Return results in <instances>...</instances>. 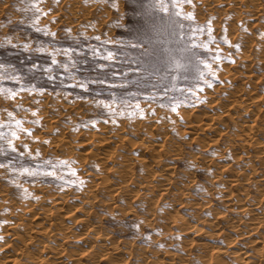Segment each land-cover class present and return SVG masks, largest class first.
<instances>
[{"label":"rangeland","instance_id":"obj_1","mask_svg":"<svg viewBox=\"0 0 264 264\" xmlns=\"http://www.w3.org/2000/svg\"><path fill=\"white\" fill-rule=\"evenodd\" d=\"M163 3L167 12L160 10L157 0H0V65L4 66L0 68V264H9L1 250L8 242L12 248L25 243L29 250L44 255L47 247L41 248V240L49 236L30 231L33 229L28 227L33 226L28 222L31 214L50 208L52 199L58 196L66 201L64 211L71 209L81 216L86 213L87 221L95 224L99 234H108L119 243L116 248H108L106 257L100 259L99 254L106 248L98 245L94 234L90 232L87 238L78 240L73 236L83 231L78 223L69 226L68 231L61 230L63 234L50 236L49 245L59 241L67 253L77 254L80 264H208L197 256L207 250L213 256L209 264H218V252L227 264L245 263L235 253L222 249L227 246L241 247L255 259L254 264H264V256L260 257L250 242V238L264 235V225L250 238L244 236L247 215L230 208L221 198L226 194L223 179L235 171L240 181L229 190L247 192L249 196L257 194V180L264 177L257 144L243 146L244 137L235 123L245 111L241 107L227 109L237 97V89L257 92L264 106V52L256 51L259 43L264 44V13L252 21L249 10L216 0ZM129 24L137 35L150 32L153 24L158 26L151 33L154 38L159 33L154 39L159 47L158 71L142 80L130 74L131 82L120 87V78L111 73L126 71L125 66L139 56L125 44L132 41L125 36ZM49 31L55 33L54 38L45 35ZM26 42L33 48L46 45L49 51L25 50L22 45ZM66 49L72 50L71 59L75 60L67 72L52 65V50H57L55 59L69 63L62 54ZM93 49H99L101 56L94 57ZM107 51L117 55L115 62L102 59ZM246 55L252 60L248 66ZM205 62L211 66L210 71ZM100 63L110 66L99 69ZM34 64L38 66L35 69ZM50 65L54 80L44 72ZM70 77L76 81L107 79L110 83H89L87 89H82L75 87ZM36 82L44 85L35 87ZM101 101L110 104L111 109L103 107ZM213 117L216 120L211 129L205 128ZM258 117L256 126L260 131L262 126L263 132L258 130L256 139L262 141L264 112ZM197 119L201 128L194 131ZM103 135L111 142L104 151L108 155L106 166L94 151L89 155L80 147L89 141L97 146ZM151 139L162 144L154 152L144 150L139 143ZM142 155L151 162L147 160L148 166L135 159ZM130 156L134 159L129 163L125 157ZM224 164L230 167L226 169ZM145 166L150 169L148 174ZM166 166L172 171L164 170ZM252 168L256 172H251ZM124 169L129 170L124 177L128 173L130 177L122 176L120 180L119 171ZM88 173L102 179L94 181L86 176ZM165 177H173L178 185L171 190L161 189ZM135 182L145 188H137ZM110 183H128L131 187L110 193ZM63 213L53 210V228L74 218H58ZM198 217L202 219L201 234H181L182 228L195 223ZM14 232L17 236L13 238L10 234ZM91 243L95 245L89 247ZM24 256L23 261L27 258Z\"/></svg>","mask_w":264,"mask_h":264},{"label":"bare ground","instance_id":"obj_2","mask_svg":"<svg viewBox=\"0 0 264 264\" xmlns=\"http://www.w3.org/2000/svg\"><path fill=\"white\" fill-rule=\"evenodd\" d=\"M216 1H218V2H222V3H225V4H232V5H234V8H235V6L236 7H238V8H241V7H243V8H245V9H247V10H249V13H248V11H246L249 15H250V17L251 18H249V19H251L252 21H256V20H258L259 19V16H260V14H262V13H264L263 11H264V8H262L261 7V4L264 2V0H216ZM202 2V1H201ZM202 3H204V2H202ZM207 3V2H206ZM232 7V6H231ZM235 10V9H234ZM237 12H239L238 10H236ZM260 12H262V13H260ZM58 15V14H57ZM242 15V14H241ZM264 15V14H263ZM262 17V16H261ZM250 22V24H253L251 21H249ZM263 22V21H262ZM232 24V23H231ZM262 24V23H261ZM248 25H249V23H248ZM264 25V24H263ZM262 25V26H263ZM258 26H260L259 25V23H258ZM260 28H262V27H260ZM262 31H263V29H262ZM263 35V34H262ZM245 38H246V36H245ZM262 38H263V36H262ZM264 40V39H263ZM246 41V40H245ZM258 42V41H257ZM238 43V42H237ZM259 43V42H258ZM263 43V42H262ZM257 46V45H256ZM255 48V47H254ZM256 49H258V50H256V51H259V53L260 54H262L261 52H262V50H263V52H264V44H258V46L256 47ZM249 53V52H248ZM244 55V54H243ZM258 55V53H256V56ZM264 54H262V56H263ZM250 56V55H249ZM249 56L247 57V55L245 56L246 57V59H245V61L248 63L247 64V66L249 65V63L252 61L250 58H251V56H250V58H249ZM253 56V55H252ZM259 58L261 57V56H258ZM264 57V56H263ZM263 57H261L262 58V60H263ZM236 58V57H235ZM264 61V60H263ZM237 62V61H236ZM242 62V61H241ZM244 62V61H243ZM261 62V64L263 63L262 61H260ZM260 62H259V64H260ZM260 64V65H261ZM245 66H246V64H245ZM250 68V67H249ZM249 70V69H248ZM248 72V71H247ZM251 72V71H250ZM248 74L249 73H246V76L247 77H251L252 75H249L248 76ZM229 76V75H228ZM257 75H255V77H256ZM231 77V76H230ZM249 77V78H250ZM252 78V77H251ZM247 80H250V79H247ZM253 80H256V78H254ZM230 86V85H229ZM243 88V87H242ZM254 89V88H253ZM252 89V90H253ZM244 90V89H243ZM246 90V89H245ZM247 90H249V89H247ZM241 91V90H238L237 89V93H236V95H237V97L236 98H233V100H231L230 101V105L229 106H227V109H234L235 107H241L242 109H243V111H245L244 113H245V116L243 117V118H240V119H237L236 121H235V123L237 124V128H238V130H239V134L242 136V137H244V139H243V141H242V145L243 146H246V147H248L251 143H256L257 144V154H259V155H257L261 160H262V162L264 163V139L262 140V141H260V140H257L256 138V135L258 134L257 133V131L259 130V127H257L258 126V124H256V118L261 114V112H264V106H262V103H263V99H261L260 98V96L258 97L257 95V92H255V91ZM255 93L257 94V95H255ZM263 98V97H262ZM216 117H213V118H211V121L210 122H208L207 123V127H205V128H210L211 129V126H212V124H213V121H215L216 119H215ZM259 118V117H258ZM198 120V119H197ZM258 120V119H257ZM189 121V120H188ZM187 121V122H188ZM196 121L194 120V123H195ZM192 122H190V124H191ZM187 124V123H186ZM189 124V123H188ZM189 124V125H190ZM118 125V124H117ZM188 125V126H189ZM194 126L192 127V129L194 130V131H196L197 129H200L201 128V126H200V123H199V120H198V123H195V124H193ZM257 125V126H256ZM187 125H186V128L188 127ZM192 126V125H191ZM116 129V128H115ZM261 131L263 132V130H262V126H261ZM90 130V129H89ZM118 130V129H117ZM190 130H191V128H190ZM190 130H187V131H189V132H191ZM113 131V130H112ZM260 130H259V132H261ZM105 132V131H104ZM261 132V133H262ZM87 133V132H86ZM118 133V132H117ZM137 133V132H136ZM194 133V132H193ZM103 134V133H102ZM139 134V133H138ZM109 135V134H108ZM115 135V134H114ZM135 135V134H134ZM101 136V135H100ZM104 136V135H103ZM116 136V135H115ZM127 137V136H126ZM111 138V137H110ZM123 138V137H122ZM62 139V138H61ZM98 139V138H97ZM131 141H132V139L131 138H129ZM52 140V139H51ZM87 140V139H86ZM99 140V139H98ZM140 140V139H139ZM152 140V139H151ZM50 141V140H49ZM58 141V140H57ZM80 141V140H79ZM95 141V140H94ZM128 141V140H127ZM142 141H143V139H142ZM110 142V140H109V136H104V138L103 139H101V141H98V143H97V146H95L94 144H96V143H94V142H92L91 144H89L90 143V141H89V143L88 142H85V143H83V144H81V148H82V150L83 149H87V151H86V153H89V155H90V153L92 152V154H93V151H94V153H95V155H97V156H99V157H97L101 162H102V164H104V166H106V163H107V157H108V155L107 154H105L104 153V151H106V148H108V146H109V144L111 143H109ZM94 143V144H93ZM129 143V142H128ZM139 143H141L142 144V146H143V149L144 150H154L155 151V149H158V147H161L162 146V144H158L157 142H155V141H147V142H140L139 141ZM131 145V144H130ZM67 146V145H66ZM163 146H165V145H163ZM62 147V146H61ZM77 147V146H76ZM79 147V146H78ZM99 149L98 150V152H96L95 150L96 149ZM68 149V148H67ZM113 149V148H112ZM135 149V148H134ZM174 149V148H173ZM69 150V149H68ZM101 150V152H99ZM137 150V149H136ZM175 150H176V148H175ZM174 150V151H175ZM153 151V152H154ZM84 152H85V150H84ZM176 153H177V151H175ZM76 153V152H75ZM83 153V152H82ZM125 153V152H124ZM157 153V156H158V153L159 152H156ZM174 153V152H173ZM78 154V153H77ZM91 154V155H92ZM175 154V153H174ZM84 155V154H83ZM154 155H156L155 153H154ZM160 155V154H159ZM234 156L236 155V154H233ZM238 155V154H237ZM249 155V154H248ZM81 156V155H80ZM94 156V155H93ZM115 156V155H114ZM136 156V155H135ZM153 156V155H152ZM151 156V157H152ZM79 157V156H78ZM123 157V156H122ZM150 157V158H151ZM233 157V156H232ZM95 158V157H94ZM146 158H147V156H146ZM154 158H156V157H153V159ZM235 158H237V157H235ZM125 159H126V161H128L129 163H130V161L132 160L133 161V159H134V157H125ZM135 159H138V160H140L142 163H144V164H148L147 163V160H148V158L147 159H145V157L142 155V156H139V157H137V158H135ZM92 160V159H91ZM121 160H122V158H121ZM76 161H78V160H76ZM98 161V160H97ZM149 161V160H148ZM150 162V161H149ZM157 162V161H156ZM155 162V163H156ZM250 162V161H249ZM98 163H100L99 161H98ZM110 163V162H109ZM151 163V162H150ZM108 164V163H107ZM127 164V163H126ZM128 165V164H127ZM165 165H168V164H165ZM165 165H163V166H165ZM253 165V164H252ZM123 166V165H122ZM144 166V165H143ZM148 166V165H147ZM147 166H145V167H147ZM169 166V165H168ZM172 166V165H171ZM224 166L226 167V169L227 168H229L230 166H227L226 164H224ZM144 167V168H145ZM167 167V166H166ZM252 167V166H251ZM85 168V167H84ZM102 168V167H101ZM115 168H117L118 169V167H115ZM121 168V167H120ZM123 168V167H122ZM121 168V169H122ZM128 168V166H126L125 167V169H127ZM148 168V167H147ZM124 169V170H125ZM146 169V168H145ZM149 169V168H148ZM148 169H146L147 170V174H148V172H150V169L148 170ZM164 169V168H163ZM114 170V169H113ZM120 170V169H119ZM123 170V171H124ZM144 170V169H143ZM164 170H169V172H171L172 170H171V168L170 167H167V168H165ZM252 171L251 172H256V169H254V168H252L251 169ZM90 171V170H89ZM96 171V170H95ZM121 172V171H119L120 172V175H121V177H119L120 178V180H121V178H122V176H123V178L124 179H126L127 178V176H129V173H128V175L126 176V178L124 177L125 175H123V173H125V172H129V170H125L124 172ZM145 171V170H144ZM82 172V171H81ZM85 172H87V170L85 171ZM115 172H116V170H115ZM118 172V171H117ZM97 173V172H96ZM101 173V172H100ZM131 173H132V171H131ZM140 175V174H139ZM164 175H165V173H164ZM262 175V174H261ZM87 177L89 176V178L91 177V179H94V181H96V180H98V179H102V177L100 176H98V175H96V174H91V173H88L87 175H86ZM260 176V175H259ZM130 177V176H129ZM128 177V178H129ZM147 177V176H146ZM168 177V176H167ZM122 178V179H123ZM140 178V177H139ZM173 178V177H172ZM172 178H166L165 177V180H164V183H162V187H161V189H163V190H171L173 187H174V185H178V184H175V180L174 179H172ZM108 179V178H107ZM163 179V178H162ZM89 180V179H88ZM118 181V182H121V181ZM93 181V182H94ZM101 181V180H100ZM99 181V182H100ZM110 181V180H109ZM123 181V180H122ZM124 181H126V180H124ZM134 181V180H133ZM143 181H144V179H143ZM239 181H240V178H239V176H238V172L237 171H235V173L234 174H232V175H229V177H227V178H224L223 179V187L225 188V191H226V194H224L221 198H222V201L224 202V203H226L230 208L232 207V209H237L238 210V212L239 213H243V214H246L247 215V217H248V223H246V226L248 227V229H247V231H246V233H243L244 234V236H245V234L250 238L251 237V235L253 234V233H255L260 227H262L263 225H264V177H261L260 176V178L257 180L258 182L257 183H259L258 185H256V186H259L258 187V189H256L257 190V194L256 195H253V196H249L248 195V193L246 192V193H244V192H242V191H239V192H234V191H230L229 190V187L231 186V185H237L238 183H239ZM98 181L96 182V183H99ZM103 182V181H102ZM114 182V181H113ZM137 182V181H136ZM135 182V185L137 186V188H145V185L143 184V185H140V183L139 184H137ZM147 182H149V181H147ZM146 182V183H147ZM177 182V181H176ZM124 183V182H123ZM128 183H130V182H128ZM123 184L124 186H122L121 184L120 185H116V184H114V185H111V183L108 185V187H109V189H108V192H110V193H112V192H117V193H120V192H123V191H126V190H128L131 186V184ZM92 184V183H91ZM100 184H101V182H100ZM134 184V183H133ZM132 184V185H133ZM142 184V183H141ZM148 184V183H147ZM99 185V184H98ZM134 185V186H135ZM149 185V184H148ZM150 185H152V184H150ZM149 185V186H150ZM105 187L107 188V186L105 185ZM224 188H223V190H224ZM91 189H94L95 190V188H91ZM148 189V188H147ZM175 189V188H174ZM91 191V190H90ZM106 191V190H105ZM181 191V194L182 195H186L185 193H187L186 191L185 192H183V190H180ZM150 191H147L146 193H149ZM62 193V192H61ZM116 193V194H117ZM175 193V192H174ZM41 194V193H40ZM92 194V193H91ZM160 194V193H159ZM2 195H4V194H2ZM66 195V194H65ZM180 195V194H179ZM111 196V195H110ZM0 197H2V196H0ZM56 197V196H55ZM157 199V198H156ZM102 201H104V200H102ZM147 202H149V201H147ZM188 202V201H187ZM153 203V202H152ZM150 204V203H149ZM148 204V205H149ZM65 207H66V201H64V199L62 198V197H57V198H53L52 199V201H51V204H50V208H48V209H44L42 212H37V213H33V214H31V216H30V222H28V224L31 226H33V228L32 227H28V228H30V229H33V230H30V229H28V230H30V231H35L36 233H43V234H47L49 237H47L45 240H41V248H45V247H47V251L44 253V255H42V256H39V255H37L36 254V252H35V249L34 250H29L28 248H27V246H26V244L25 243H20V246L19 245H17L16 247H14V248H12V246H11V244H9V242H8V244L6 243V245L5 246H3L2 247V251H4L3 253L5 254L4 256H5V261L7 262V263H9V264H42V262H44V261H46L47 263H50V264H80L81 263V261H79L80 259H79V257H77V254L75 255V254H70V253H67V251H66V249L65 248H62L61 247V245H60V243H59V241H53L52 242V244H50L49 245V242H48V239H50V236H53V235H55L56 233H59V234H63L62 232H61V230H65V231H68L69 230V226H71L73 223H78L79 224V226H81V230L83 229V231H81V232H79V233H77V234H75V235H73L74 237H75V239L76 240H78V239H84V238H87V236L89 235V233L91 232L92 234H94L95 235V237L99 240L98 242H99V246H103V248H106V250L104 249L99 255V257H101L100 259H103V258H105L106 256H104L105 255V253L106 252H108L107 250H108V248L109 249H113V248H116V246L119 244V243H117L115 240H114V238L113 237H111L110 235H108V234H105V235H102L101 233L99 234L98 233V231H96V229H95V227L96 226H94L93 225V223H89L88 221H87V217L85 216L86 215V213H84L83 215L84 216H81V214H74V211L73 210H71V209H68V210H66V211H64L65 210ZM153 208H154V206H153ZM53 210H56L57 212L58 211H62V213H63V215H60L59 214V216H58V218H60V216H62L63 218H69L70 216H72V217H74L72 220H70V223H64V225L62 226V227H58V228H53L52 227V223H53V220L54 219H52L53 217H55V215L52 217V212H53ZM150 210V209H149ZM153 210V209H152ZM149 213H150V211H149ZM40 214V215H39ZM54 214V213H53ZM55 214H57V213H55ZM197 218V217H196ZM217 218H219V216L217 217ZM61 219V218H60ZM196 220V219H195ZM202 220V219H201ZM201 220L199 219V217H198V219L195 221V223H191V225H189V226H184L183 228H182V233L181 234H184L185 236H187V235H189V236H197V235H199V234H201V232H202V227L203 226H201L200 225V223H202L201 222ZM206 220V219H205ZM210 220V219H209ZM208 222H210V224H211V221H208ZM214 222V221H213ZM229 223H232V222H230V221H228ZM217 224V223H216ZM204 225V224H203ZM212 225V224H211ZM214 226H215V224H213ZM232 225V224H231ZM237 226L238 224H233L232 226ZM213 226V227H214ZM211 227V226H210ZM217 227V226H216ZM209 228V227H208ZM212 228V227H211ZM210 228V229H211ZM219 229V228H218ZM238 229V228H237ZM98 230V229H97ZM181 230V229H180ZM213 230V229H212ZM217 231V230H216ZM203 232H204V230H203ZM208 232V231H207ZM103 233V232H102ZM105 233V232H104ZM205 233V232H204ZM10 233H7V235H9ZM16 234V232H14V233H11L10 235L14 238V237H16L17 235H15ZM6 235V234H5ZM93 236V235H92ZM247 237V238H248ZM253 237V236H252ZM28 239H30V237L28 236ZM250 239H252L250 242H252V249L253 250H255V252L257 253V252H259L258 253V255L260 256V257H263L264 256V251H263V249L262 248H264V235H258V236H254V238H250ZM11 240H12V238H11ZM11 240H9V241H11ZM23 240V239H22ZM26 240H24V242H25ZM200 242V241H199ZM229 242V241H228ZM95 245L94 243H91L90 245H88L89 247H93V246ZM196 245H197V243H196ZM226 246H227V244H226ZM11 247V248H10ZM200 247V246H199ZM204 247V246H203ZM216 247H218V246H216ZM230 247L231 246H227L226 248H222V246H220V248H222V249H226V251H228V250H230L229 252H232V253H235L234 254V256L236 255V258L239 260V259H241L240 260V262H245V263H250V264H254L255 263V259L253 260V259H251L250 258V253H248L246 250H244V249H242L241 247H236L235 249H230ZM251 247V246H250ZM10 248V249H9ZM28 249V250H27ZM91 250H92V248H91ZM207 250V249H206ZM90 251V250H89ZM218 251V250H217ZM220 251V250H219ZM223 252V251H222ZM99 253V252H98ZM219 253L220 252H218L216 255H215V257H216V260L217 261H215V260H213V262L215 261V262H217L218 264H227L226 263V261L225 260H222L223 258H221V256L219 255ZM67 254V255H66ZM26 256L27 258H26V260H21V258L23 257V256ZM196 255V254H195ZM24 256V257H25ZM89 256H90V254H89ZM200 259H201V261L202 262H204V263H206V262H208V264L210 263V259H212L213 258V256H212V253H209L208 252V250L207 251H203V252H200V253H198V255H197ZM257 256V255H256ZM49 258L51 259V260H49ZM259 258V257H258ZM66 259V260H65ZM140 259H142V258H140ZM215 259V258H214ZM115 260V258H112V261H114ZM170 261H171V259H170ZM201 262V263H202ZM86 263V262H85ZM144 263H146V262H144ZM143 263V264H144ZM245 263H243V264H245ZM92 264H99L98 263V261H94ZM153 264H157V261H153ZM257 264V263H256Z\"/></svg>","mask_w":264,"mask_h":264},{"label":"snow or ice","instance_id":"obj_3","mask_svg":"<svg viewBox=\"0 0 264 264\" xmlns=\"http://www.w3.org/2000/svg\"><path fill=\"white\" fill-rule=\"evenodd\" d=\"M158 6L160 8V10H162L163 12H167L168 9L165 7L163 0H157ZM153 7H156V4L154 3L152 5ZM38 19V17H37ZM163 18H161L162 20ZM157 25L153 24L152 29L150 32H146L143 34H139L137 36L134 37L135 42L133 41H127L125 42L126 46L129 47L132 51L134 52H138L139 56L134 60V61H130L125 67H126V71H122V72H116L113 71L111 73L112 77H119L121 80L120 83V87L125 86L126 84L130 83L131 81L129 80V76L130 74L135 76L137 80H142L145 78H150L151 76L155 75L158 71L157 67H156V63H158V60L156 59L158 54H159V47L157 43H154V39H158L159 38V33H157V36L154 38L153 35L151 34L152 32H155L157 30ZM41 29L37 28V31H40ZM209 34H211V28L209 27L208 29ZM45 35L47 36H51V37H55V33L53 32H45ZM97 39H99L97 37ZM210 39H211V35H210ZM9 43H11V41H9ZM22 47L25 50L28 51H36V52H47L49 51L48 47L46 45L41 44L38 47L33 48L31 46L30 43L26 42L22 45ZM238 47V45H237ZM57 54V50H52V65H59L60 67H62L65 72L68 71L70 64L74 65L75 64V60L71 59L72 56V50L71 49H66L63 51V55L67 56L69 58V63H61L60 61H58L57 59H55V56ZM92 55L95 56H101V52L99 49H93L92 50ZM102 59L106 62H115L117 60V55L115 53H113L112 51H107L106 55L102 56ZM215 59H220L219 56H216ZM52 65H50L47 69H44L45 74H47L49 76V79L54 80L55 79V75H52L51 73L53 72V68ZM110 65L109 63H100L98 65L99 69H105L108 68ZM178 66V65H177ZM3 65H0V68H3ZM37 65H32V68L35 69L37 68ZM205 67L209 69V71L211 70V66L207 64V62H205ZM203 73H201V78L203 77ZM9 79H12L14 77H8ZM73 79L74 81V86L75 87H79L82 89H87L89 83H99L100 85H105V84H109L110 82L107 79H101V80H91L88 81L87 79L85 80H80V81H76L73 77H70ZM205 83H207V81H205ZM210 86V85H209ZM38 91H43V90H38ZM166 91V90H165ZM101 104H103V107L105 108H109L111 109V105L106 103V102H99ZM137 108H139V105H137ZM172 110L175 111L176 110V105L172 106ZM35 122V121H34ZM17 123H20L19 121H17ZM28 131V130H26ZM13 135H15V133H13ZM9 145L11 146V141H9ZM61 163H65V162H61ZM24 171L29 172L28 169H24ZM29 174L31 175L32 173L29 172ZM74 174V173H73ZM138 227V225H137Z\"/></svg>","mask_w":264,"mask_h":264},{"label":"trees","instance_id":"obj_4","mask_svg":"<svg viewBox=\"0 0 264 264\" xmlns=\"http://www.w3.org/2000/svg\"><path fill=\"white\" fill-rule=\"evenodd\" d=\"M125 36L128 39H131L132 41H135L134 37L137 36V33H136V31L134 30V28L130 24H129L128 32L126 33ZM43 85H44V83H42V82L33 83V86H35V87H40V86H43Z\"/></svg>","mask_w":264,"mask_h":264}]
</instances>
